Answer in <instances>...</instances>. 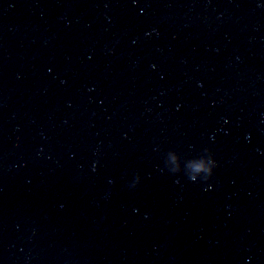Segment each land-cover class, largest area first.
<instances>
[{
    "label": "water",
    "instance_id": "water-1",
    "mask_svg": "<svg viewBox=\"0 0 264 264\" xmlns=\"http://www.w3.org/2000/svg\"><path fill=\"white\" fill-rule=\"evenodd\" d=\"M0 264H264V0H0Z\"/></svg>",
    "mask_w": 264,
    "mask_h": 264
},
{
    "label": "clouds",
    "instance_id": "clouds-1",
    "mask_svg": "<svg viewBox=\"0 0 264 264\" xmlns=\"http://www.w3.org/2000/svg\"><path fill=\"white\" fill-rule=\"evenodd\" d=\"M203 156L200 158V167L198 169H193V173L188 176V180L190 182H197L199 181H207L210 177H212L215 168L217 167V162L213 158L210 152L205 149L203 152ZM168 156L170 159L175 160L176 154L174 152H169ZM173 175L179 171L178 167L173 168L170 170ZM139 183V177L137 176L131 183V187H136ZM210 187V185H209ZM135 211V209L133 210Z\"/></svg>",
    "mask_w": 264,
    "mask_h": 264
}]
</instances>
